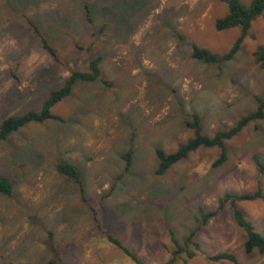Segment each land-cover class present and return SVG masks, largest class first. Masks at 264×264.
<instances>
[{
    "label": "rangeland",
    "instance_id": "obj_1",
    "mask_svg": "<svg viewBox=\"0 0 264 264\" xmlns=\"http://www.w3.org/2000/svg\"><path fill=\"white\" fill-rule=\"evenodd\" d=\"M249 5L252 0H241ZM91 8L90 22L85 5ZM220 0H0V126L9 117L38 112L70 74L86 72L102 58V78L113 83H76L52 112L63 122L32 123L0 143V177L12 195L0 193V264H48L52 248L65 264H135L98 233L78 187L58 174L65 160L82 172L86 194L104 201L105 229L146 264H166L181 247L199 243L201 252L174 264L211 262L222 252L239 264H264V254H246V233L233 218L227 194L264 191V120L227 142L228 161L214 166L218 148H201L156 173L157 149L175 152L193 132L186 122L202 118L213 137L257 108L264 99V70L254 52L264 46V14L252 24L234 60L209 65L192 58V45L228 52L241 31L215 29L227 14ZM42 37L56 51L43 47ZM177 30L185 36L180 43ZM133 150L125 170L122 156ZM217 211L202 225L198 209ZM255 230L264 236V202L239 201ZM187 261V262H186Z\"/></svg>",
    "mask_w": 264,
    "mask_h": 264
},
{
    "label": "trees",
    "instance_id": "obj_2",
    "mask_svg": "<svg viewBox=\"0 0 264 264\" xmlns=\"http://www.w3.org/2000/svg\"><path fill=\"white\" fill-rule=\"evenodd\" d=\"M228 4V11L225 16L219 18L216 21L215 29L218 32H225L232 29L239 28L241 33L231 49L224 54H216L208 49L201 48L195 44L192 45V58L201 61L209 65H218L234 60L236 55L240 52L244 40L247 38L252 24L258 18L264 14V0H252L249 5H245L241 0H220ZM87 12V18L90 22L91 8L89 4L85 5ZM35 32L41 37L42 47L50 53L56 60L58 56L56 51L48 44V42L42 37L41 33L34 28ZM174 36L180 43H184L186 38L177 30H174ZM254 58L256 64L264 70V46H258L254 52ZM102 58L98 57L90 61L89 68L86 72L75 71L72 72L67 79L63 87L53 90L43 104L40 111H29L21 116H14L7 118L0 126V143L6 141L13 133L21 130L32 123L42 124L50 120L63 122V119L57 115H54L52 109L64 99L68 98L76 83H94L100 82L107 88H113V83L102 78L101 71ZM257 108L249 114L241 117L235 126L232 128L217 132L213 137L204 134L202 118L198 114H192L190 119L186 122L187 127L193 132V135L187 140V142L180 144L178 149L173 153H167L163 149H157L156 155L158 158V168L156 173L160 176L166 174L173 166L186 160L191 153L196 152L201 148H218L219 156L215 161L214 166L220 167L224 165L229 159V150L227 148V142L231 141L242 133L251 124L264 120V99L261 96H256ZM133 150H128L122 159L125 162V170L128 171L133 164ZM254 162L260 174H264V163L259 156H254ZM56 170L59 175L72 181L79 189L81 200L88 207L91 213L93 224L95 225L98 233L103 235L112 244L117 246L126 256H128L135 264H146L144 260L136 256L131 250L125 247L121 241L109 233L102 220V210L104 207V201L109 197L108 195L102 196L99 204H94L86 194V187L83 181L81 170L65 160H59L56 164ZM0 193L5 196L12 195V184L5 178L0 177ZM261 200L264 202V191L259 190L254 194H247L243 196H235L227 194L220 198L218 208L224 207L226 204H230L233 218L236 225L246 233V241L244 249L246 254H252L254 251L264 254V236L255 230L253 224L245 217L244 212L238 207L239 201H251ZM218 208L213 212H206L203 207L198 209L200 215V221L202 225H207L216 216ZM171 241L177 251L173 253V257L166 264H174L176 258L180 256L182 252L186 254L187 260L194 259L198 252H201L199 243L194 242L192 239L194 233L188 238L187 244L190 243L195 250L181 247L174 237V233L170 231ZM207 259L211 262L221 263L230 262L233 264H239L235 255L227 252H222L217 255L207 256ZM187 262V261H186ZM48 264H65L63 260V253L52 248V259Z\"/></svg>",
    "mask_w": 264,
    "mask_h": 264
}]
</instances>
